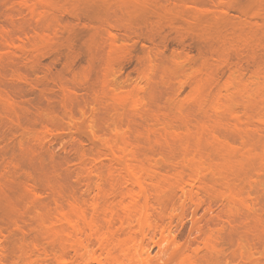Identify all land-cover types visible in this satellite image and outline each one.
<instances>
[{
  "label": "rangeland",
  "instance_id": "374dc122",
  "mask_svg": "<svg viewBox=\"0 0 264 264\" xmlns=\"http://www.w3.org/2000/svg\"><path fill=\"white\" fill-rule=\"evenodd\" d=\"M0 264H264V0H0Z\"/></svg>",
  "mask_w": 264,
  "mask_h": 264
},
{
  "label": "bare ground",
  "instance_id": "6f19581e",
  "mask_svg": "<svg viewBox=\"0 0 264 264\" xmlns=\"http://www.w3.org/2000/svg\"><path fill=\"white\" fill-rule=\"evenodd\" d=\"M111 38H112V40L114 41L115 40V36L114 35H111ZM10 43H12V42H10ZM12 45V44H11ZM16 46V45H15ZM17 47V46H16ZM17 49V48H16ZM20 49V48H19ZM9 101V100H8ZM10 103V102H9ZM130 169L131 168H129L128 167V172H130ZM131 175H135L134 173H133V171H132V169H131V173H130ZM135 177V176H134ZM134 184V183H133ZM135 184H136V186L138 187V189L140 190V191H142L143 190V188L144 187H142V181H141V179L138 177L137 178V176L135 177ZM138 193V192H137ZM141 193V192H140ZM136 194V193H135ZM131 196V195H130ZM139 196V195H138ZM135 197V196H134ZM134 197H132V198H134ZM133 206V205H132ZM128 209V207H125V209ZM129 210V209H128ZM79 213V212H78ZM129 213V212H128ZM63 218V217H62ZM68 219V218H67ZM158 241L156 242L157 243V246L159 245V247L161 246V245H163L165 242H171V243H174V239H170V237L165 233V232H161V234H160V236H159V238L157 239Z\"/></svg>",
  "mask_w": 264,
  "mask_h": 264
}]
</instances>
